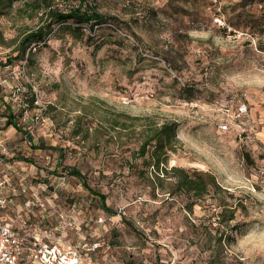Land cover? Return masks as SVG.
Segmentation results:
<instances>
[{"label":"rangeland","instance_id":"1","mask_svg":"<svg viewBox=\"0 0 264 264\" xmlns=\"http://www.w3.org/2000/svg\"><path fill=\"white\" fill-rule=\"evenodd\" d=\"M31 1L0 14V115L18 112L24 94L46 106L34 137L61 158L57 172L78 169L95 208L114 216L103 263L112 253L116 264H264V2L86 0L102 20L77 31L54 23L27 60L16 45L40 22L42 9L22 10ZM238 102L245 113L221 131ZM145 117L176 123L168 166L209 171L227 192L211 189L188 210L184 194L153 189L148 154L133 157Z\"/></svg>","mask_w":264,"mask_h":264},{"label":"built area","instance_id":"2","mask_svg":"<svg viewBox=\"0 0 264 264\" xmlns=\"http://www.w3.org/2000/svg\"><path fill=\"white\" fill-rule=\"evenodd\" d=\"M33 104L39 108L31 113ZM18 105V112L7 111L19 119L15 125L7 124V112L0 115V264H104L111 245L103 232L114 216L95 208L80 177L57 172L61 158L34 137L48 124L46 106L25 94ZM233 107L218 124L221 131L246 111L244 102ZM10 126L22 128L19 140ZM109 258L107 264H116L112 253Z\"/></svg>","mask_w":264,"mask_h":264},{"label":"trees","instance_id":"3","mask_svg":"<svg viewBox=\"0 0 264 264\" xmlns=\"http://www.w3.org/2000/svg\"><path fill=\"white\" fill-rule=\"evenodd\" d=\"M15 0H0V14L9 8ZM244 6H251L256 2H264V0H241ZM89 4V3H88ZM86 0H81L76 6H71L68 9H59L51 6V0L31 1L24 4L22 10L28 15L36 10L42 9L40 22L34 28H28L21 35L16 45V50L19 52L20 58L27 55V60L32 53V49L40 43H45L47 35L52 29L54 23L66 24V28L73 31L81 30L82 27L88 26L91 28L94 24L102 20V14L98 9L92 5H88ZM264 4V3H263ZM264 8V5H263ZM30 10V11H29ZM7 124H16V118L11 111L7 112ZM132 120L139 119L138 117L131 118ZM142 132L144 137L140 142L138 148L133 153V157L145 156L148 154L149 160L146 161L148 165L152 166L153 175L149 178L153 189L155 187L165 188L168 195L174 193H182L186 196V208L192 209V205L203 199L206 194L213 189L216 193L218 191L227 192L216 181L215 176L209 171H203L196 168L187 169L178 165H167L168 151L173 150L175 142L176 123L174 121H164L157 123L145 117ZM122 128L128 127L126 121H119ZM70 174L81 177L78 169L72 168ZM95 193V192H93ZM99 200L105 208V195L99 194ZM216 205H225L221 196H216ZM241 204V203H240ZM237 205L230 208V215L226 220L234 219V212ZM220 211L217 216H222ZM221 221L219 217L218 222ZM220 241L221 238L219 237ZM124 264H132L125 262Z\"/></svg>","mask_w":264,"mask_h":264}]
</instances>
